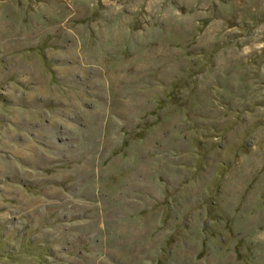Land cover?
Wrapping results in <instances>:
<instances>
[{
  "label": "rangeland",
  "instance_id": "rangeland-1",
  "mask_svg": "<svg viewBox=\"0 0 264 264\" xmlns=\"http://www.w3.org/2000/svg\"><path fill=\"white\" fill-rule=\"evenodd\" d=\"M0 264H264V0H0Z\"/></svg>",
  "mask_w": 264,
  "mask_h": 264
},
{
  "label": "crops",
  "instance_id": "crops-1",
  "mask_svg": "<svg viewBox=\"0 0 264 264\" xmlns=\"http://www.w3.org/2000/svg\"><path fill=\"white\" fill-rule=\"evenodd\" d=\"M54 189H56V188H54ZM65 192H63V194H64ZM66 196V195H65ZM69 200H70V198H69Z\"/></svg>",
  "mask_w": 264,
  "mask_h": 264
}]
</instances>
